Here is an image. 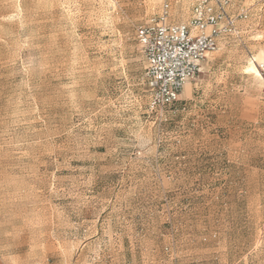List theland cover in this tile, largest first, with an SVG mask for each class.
Here are the masks:
<instances>
[{
	"label": "rangeland",
	"instance_id": "1",
	"mask_svg": "<svg viewBox=\"0 0 264 264\" xmlns=\"http://www.w3.org/2000/svg\"><path fill=\"white\" fill-rule=\"evenodd\" d=\"M161 3L0 0V264H264V0L152 110Z\"/></svg>",
	"mask_w": 264,
	"mask_h": 264
},
{
	"label": "built area",
	"instance_id": "2",
	"mask_svg": "<svg viewBox=\"0 0 264 264\" xmlns=\"http://www.w3.org/2000/svg\"><path fill=\"white\" fill-rule=\"evenodd\" d=\"M227 3L197 0L187 23H169L170 0H162L160 13L136 26L135 38L146 61L150 109L176 102L183 86L198 75L201 63L216 50L221 33L235 29ZM255 66L264 83V62Z\"/></svg>",
	"mask_w": 264,
	"mask_h": 264
},
{
	"label": "bare ground",
	"instance_id": "3",
	"mask_svg": "<svg viewBox=\"0 0 264 264\" xmlns=\"http://www.w3.org/2000/svg\"><path fill=\"white\" fill-rule=\"evenodd\" d=\"M260 57H261V61L264 62V51L260 54ZM250 69L257 75H259L257 69H256V66L254 64H251L250 66Z\"/></svg>",
	"mask_w": 264,
	"mask_h": 264
}]
</instances>
